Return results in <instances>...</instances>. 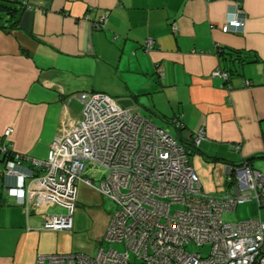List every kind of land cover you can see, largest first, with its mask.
<instances>
[{
    "label": "crops",
    "instance_id": "obj_1",
    "mask_svg": "<svg viewBox=\"0 0 264 264\" xmlns=\"http://www.w3.org/2000/svg\"><path fill=\"white\" fill-rule=\"evenodd\" d=\"M20 1L17 27L0 29V138L11 129L12 152L45 159L62 128L82 118L78 95L104 93L132 100L131 108L185 146L203 128L207 141L190 164L205 193L224 194L227 170L246 162L264 174V0H243L244 28L237 33L222 28L236 18L239 0ZM103 16L105 29L97 30ZM147 39L155 42L150 51ZM222 48L242 53L244 61L221 55ZM217 70L228 79L213 77ZM176 116L183 130L173 126ZM4 159L0 155V264H35L39 254L95 257L104 248L113 216L101 208L104 196L79 184L73 229L46 230L48 217L67 210L46 205L26 214L5 190ZM99 170L88 166L83 177L98 187L106 176L97 179ZM85 216L92 217L88 226ZM89 230L97 243L92 249L82 243L81 233Z\"/></svg>",
    "mask_w": 264,
    "mask_h": 264
},
{
    "label": "built area",
    "instance_id": "obj_2",
    "mask_svg": "<svg viewBox=\"0 0 264 264\" xmlns=\"http://www.w3.org/2000/svg\"><path fill=\"white\" fill-rule=\"evenodd\" d=\"M242 2L223 33L244 28ZM105 24L103 16L94 27L104 30ZM154 47V40L147 39L145 51ZM213 77L227 80L228 74L217 70ZM78 101L82 118L62 128L45 159L10 154L7 139L12 131H5L0 138L5 190L28 215L46 205L66 209V214L48 217L44 228L71 231L78 185L96 189L117 205L103 243L122 245L124 250L101 248L95 257L39 254L35 264H264V221L226 223L223 217L252 200L264 208L263 173L247 162L229 168L226 193L207 194L190 164V150L168 129L104 93H82ZM172 124L177 130L185 128L181 116ZM204 141L206 132L198 129L193 146L199 148ZM88 166L107 172L98 187L83 177ZM204 246H211L207 256L191 250Z\"/></svg>",
    "mask_w": 264,
    "mask_h": 264
},
{
    "label": "rangeland",
    "instance_id": "obj_3",
    "mask_svg": "<svg viewBox=\"0 0 264 264\" xmlns=\"http://www.w3.org/2000/svg\"><path fill=\"white\" fill-rule=\"evenodd\" d=\"M81 108L83 110L82 104H81ZM172 131H174V129H172ZM198 166H199V164H198ZM199 168H200V166H199ZM103 175L107 176V172H105L103 169L97 171V173H96L97 179H100ZM223 177H224V172H223ZM202 183L204 184L203 186H204L205 190L211 191L210 189H212V187H213L212 183L209 184V183L205 182L204 179H203ZM225 185H226V180H225V178H223L222 183L220 185L221 186L220 189L222 190V193L225 190ZM212 192H214V191H212ZM225 192H224V194H225ZM104 199L106 201H105V204L101 207L102 210H104V211L106 210L107 212L112 213V215H113L115 213V211L117 210V205L105 197H104ZM258 208H259L258 203L255 200H252L250 202H246L242 205H239L236 212L225 213L223 217H224V220L226 223L242 222V221H245V220H248L251 218L259 217L260 215H261L262 219L264 220V208L262 209L261 213H259ZM77 210H78V208H77ZM85 217H86L85 221H83L84 219L82 218V221H83L82 223L83 224L85 223V226H88V224H89L88 221H90V223H91L92 217L91 216L90 217L85 216ZM86 230H88V229H86ZM89 231L86 233H81L83 235L82 236V238H83L82 243H84V247H88V248L92 249L93 248L92 246H96L97 243L94 244L95 242L92 241L90 236L88 235V233L92 234V232H95V231H92V232H91V230H89ZM92 242H94V243H92ZM103 247L106 250H108L110 248H115V249L120 250V251L124 250V247L122 245H109V244L104 243ZM191 250L192 251H198V252L202 253L204 256H207L210 253L211 246H204L202 248L195 247V248H191Z\"/></svg>",
    "mask_w": 264,
    "mask_h": 264
},
{
    "label": "trees",
    "instance_id": "obj_4",
    "mask_svg": "<svg viewBox=\"0 0 264 264\" xmlns=\"http://www.w3.org/2000/svg\"><path fill=\"white\" fill-rule=\"evenodd\" d=\"M18 4L21 5L20 0H0V29L7 30L9 28L11 29V28L17 27L20 21V20H17V16L21 12L20 5ZM7 24H9L10 26L7 27ZM220 54L221 55L229 54L231 56H234L236 59H242L240 56L242 53H238V51L227 50L225 48H222L220 50ZM242 60L244 61V58ZM243 61L242 63H245ZM249 62H253V61L249 60L247 63ZM193 137L194 135L192 136L190 140H188L187 146H186L191 152L190 156L193 154L195 149H197L193 146ZM13 153L14 152H10V154H13Z\"/></svg>",
    "mask_w": 264,
    "mask_h": 264
},
{
    "label": "water",
    "instance_id": "obj_5",
    "mask_svg": "<svg viewBox=\"0 0 264 264\" xmlns=\"http://www.w3.org/2000/svg\"><path fill=\"white\" fill-rule=\"evenodd\" d=\"M119 104L123 107L130 108L131 106H133L134 103L132 100H120Z\"/></svg>",
    "mask_w": 264,
    "mask_h": 264
}]
</instances>
